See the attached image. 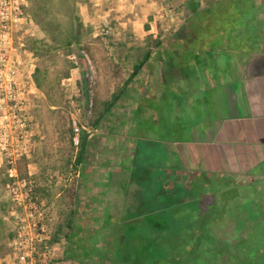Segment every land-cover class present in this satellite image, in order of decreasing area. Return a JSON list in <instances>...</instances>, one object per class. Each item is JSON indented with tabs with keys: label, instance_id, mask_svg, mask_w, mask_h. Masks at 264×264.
Here are the masks:
<instances>
[{
	"label": "rangeland",
	"instance_id": "obj_1",
	"mask_svg": "<svg viewBox=\"0 0 264 264\" xmlns=\"http://www.w3.org/2000/svg\"><path fill=\"white\" fill-rule=\"evenodd\" d=\"M189 1L25 0L23 10L25 24L21 26V33L17 34L21 40L14 39V47H17V50L10 54L12 60L17 62V66L13 73L5 74V91L1 90L2 95H0V264H31L29 260L20 261V253L15 250V240L23 241V246L20 247L21 252L30 251L32 244L37 245L38 254L34 257L37 264H44L41 260L45 259L43 257L46 252L45 246L50 252L47 257L49 264H77L74 261L64 259L65 239L63 234L59 235L57 241H53L55 228L58 225H66V218L71 208L73 211H77L75 224L81 230L78 232L79 239L85 240L84 243L87 245L90 242L87 241L88 235L105 225L109 217L116 222L121 217L148 213L157 208L158 205L156 204H161V200L192 201L202 196H204V200L209 199V197L213 198L208 187L205 191L199 192V181H202L203 185L209 183V185L214 184L213 187H215L219 184L221 185L220 188H227L224 190L226 192L214 191L217 197H222L225 207L223 211L226 212L224 217L214 218V232L221 244L227 243L230 246L227 255L249 252V250H239L234 245L238 243V238L246 237V232H241V219L243 217L247 222L249 220L253 224L255 230L258 229L256 222H260L264 217V183L261 181L253 183L251 178L245 176L238 179H236L237 177L226 176L225 178L229 181L225 183L224 177L214 174L198 176L196 173L192 176L191 174L177 173L175 169L165 166V155H163L162 168H155V170L154 167H149L143 162L144 166L137 165L139 167L134 170L126 168V162L119 159L120 156H124V138L127 137V134L124 133L127 121L122 120L125 107L123 98L120 100L122 105H118L114 109L115 111L113 110L114 112L111 113L107 124L102 126L103 129L107 128L105 134H108V142L111 144L108 146L112 147L108 151L112 153L107 154L106 150H101V147L104 146L101 135H97L89 127V121L92 118L90 112L91 94L83 93L81 82L83 80L93 82L95 72L84 46L92 43L94 38H101V42L108 49L111 59L121 68L122 77L119 78L123 79L119 81L121 86L132 72L136 59L142 57L143 51L149 47L150 43L159 39L162 40L165 47L170 46L169 43L174 39L175 34L191 16L187 7ZM191 1L206 10L202 13L201 18L211 22L207 31H223L225 37L222 41L220 40L221 42L219 41V44L221 48L228 49V34L236 26L239 27L240 31L242 28V23L240 25V19L237 16H234L235 20L228 21L229 17L234 14L233 7L229 2L217 0L214 2V6H219L220 9L214 13L213 7L207 6L208 0ZM245 1H248L246 7L250 8L252 5L249 0ZM257 3H259L257 5L259 10L251 9L248 14L247 12L242 13L244 14L241 16L242 21H251L252 19H248V15H264V0H259ZM35 13L44 22L51 19L53 27L59 22L57 25L61 26V32H63L62 35L60 34L61 36L57 35L60 40L69 36L70 18L75 15L79 16L82 22L79 35L80 43L74 44L71 52L65 50L68 54L65 55L61 48H57V44L52 40L51 35L43 31L34 17ZM201 18L196 21L201 20ZM260 23L264 26V23ZM198 24H194L193 39L190 40L187 37L182 39L179 49L183 53L177 56L178 58L174 57L176 59L174 60L175 65L165 69V73L169 79L167 81L169 87H171L172 82L170 78L180 75L179 79L175 77V84L179 82L177 87H181V92L196 90L203 94V88L200 84H206L207 74L210 71L217 73L218 70L217 72L213 70L212 61L207 60L205 61L206 64H201V59L196 60V57H201L205 47H210L212 42L206 41L202 47L204 43L202 33H205V30H199ZM251 25L253 26V24ZM254 26L257 25L254 24ZM254 28L250 30L242 28V36L246 37V33H251L253 46L261 48L260 42L263 35H259ZM36 40L44 41L41 47L42 54L49 53L59 60L64 58L66 66L71 68V77L64 79L63 84L71 87L73 96H81L80 100H73V96L69 95V97L72 96L71 106L73 109L67 111V117L70 119L71 128L72 122L76 121L80 128V136L82 131L94 134L90 139L88 155L86 156L87 166L84 168L85 173L82 180L78 176V169L76 170L74 166L78 148L74 143V147H72L67 136L61 135L65 128L63 127L65 120H62L61 113H55L49 105L43 102L44 96L36 88L32 78L40 57L28 48L33 47ZM21 43L24 46L20 47L19 44ZM242 46L237 45L235 48H246ZM188 51L196 54L188 59ZM184 53L187 56L184 57ZM155 60L156 57L153 59V63L156 62ZM46 62L52 72L57 70L55 59L49 57ZM197 65L199 66L197 67ZM30 74L29 80L27 76L30 77ZM115 89L116 86L114 85L113 90ZM9 94L12 97H9ZM162 95L163 97L161 96L159 101L161 106L171 101L168 99L170 98L169 94L162 93ZM2 97L7 98L3 99ZM198 97L203 98L202 95H198ZM184 105L186 106L185 103ZM173 108L174 114L179 116V119L186 121L189 119L194 123L200 121L199 119L196 120L189 106L183 110H178L175 105ZM203 112L207 113V105ZM169 117L170 111L164 110L160 120L161 126L166 128V119ZM128 123L136 135L144 129L138 119H133ZM102 128L97 130L102 133ZM149 132L152 134L151 129ZM160 134L162 133L160 132ZM158 137L160 138L159 135ZM72 138L74 139L73 129ZM162 138H167V135L164 133ZM106 158L113 163L112 166L104 162ZM14 159L16 163L12 164L11 161ZM174 160L175 164L179 161L178 164L187 167L189 173H193L194 167L188 163L186 158L177 156ZM161 162L162 159H159L158 163L161 164ZM22 165L27 168V177H21L19 174V168ZM14 168L20 178L34 182L37 205L30 210L20 207L13 201L7 187V184L12 181L10 171ZM74 181L76 183L74 185L75 196L72 199L67 190L71 188ZM194 182H196L195 186L193 185ZM242 183L245 184L244 187L241 186ZM251 186L255 187L254 192L251 191ZM233 195L238 198L233 200ZM244 197L249 198V205H243L244 215L241 219H235L229 211L238 209L239 207L234 206V204L242 202ZM206 204L205 200L204 205ZM204 205L202 204L201 207ZM228 205L230 207H227ZM30 212H34V216L28 215ZM156 219H151L150 222L159 223ZM137 220L139 221V218ZM137 220L131 223H138ZM140 222L143 223V221ZM33 224H36L37 227L34 228ZM261 227H264V222H262ZM63 231H67L66 227L63 228ZM19 234L21 235L20 239ZM140 244L142 243L140 242ZM256 244L252 242L250 248ZM261 245L264 247V242Z\"/></svg>",
	"mask_w": 264,
	"mask_h": 264
},
{
	"label": "trees",
	"instance_id": "obj_2",
	"mask_svg": "<svg viewBox=\"0 0 264 264\" xmlns=\"http://www.w3.org/2000/svg\"><path fill=\"white\" fill-rule=\"evenodd\" d=\"M215 1L217 0H208L207 6H212L213 12L217 13L220 7L214 6ZM221 1L229 2L233 7L234 14L229 17L228 21L235 20L234 16L241 18V16H244L242 13L247 12L248 14L251 9L254 11L259 10L257 6L259 0H249L252 5L250 8L246 7L248 1L246 2L245 0ZM187 7L191 12V16L186 21V24L175 34L174 39L169 43L170 46L165 47L162 40L159 39L150 43L149 47L143 51L142 57L136 59L132 72L121 86L119 84V81L123 80L119 79L122 77L121 68L111 59L108 49L101 42V38H94L92 43L84 46L95 72L93 82L86 80L81 82L83 93L91 94L90 112L92 118L89 121L91 129L102 128L104 124H107L115 106L124 96L129 82L135 79L145 67L149 66L153 58L160 56L164 61L171 63L176 60L174 57L178 58L177 56L183 53L179 49L181 41L184 37L190 38V40L194 38L192 35L194 24L199 23L198 29L205 30V33H202L204 37L202 47H204L206 41H212L210 44L212 50L221 48L219 41H222L225 36H223V31H207V27L211 22H207L208 19L201 18L202 13L206 10H203L204 8L202 9L191 0L188 2ZM34 17L43 31L51 35L52 40L57 44V48H61L65 55H68L65 50L71 52L74 44L80 43L79 35L82 22L79 16L75 15L70 18L69 36L61 40L58 36L62 35L63 32H61V26L57 25L59 22L53 27L51 19L44 22L38 18L36 13ZM199 18L201 20L196 21ZM229 41H231V38L228 39ZM43 43V40H36L34 41V46L28 48L40 57L32 78L36 88L44 96L43 102L49 105L55 113L62 114V120H65L63 127L65 128L61 135L67 136L71 146L74 147L71 122L69 117H67V111L73 109L71 106L73 91L71 87L69 88L63 84L64 79L71 77V68L66 66L64 58L59 60V58L49 55V53L42 54L41 47ZM195 54V52L188 51V59H191ZM187 55L184 53V57ZM49 57L56 60L58 68L54 72L51 71L50 66L46 62ZM114 85L116 86L115 90H113ZM70 94L72 95L71 97H69ZM80 98L81 96H73V100H80ZM74 111L76 112L75 109ZM90 136L91 134L82 131L79 145L76 146L78 151L74 166L76 170L78 169L81 180L85 173L84 168L87 166L86 156L88 155ZM19 174L21 177H27L26 166H20ZM198 184L199 192L205 191L208 187L213 194H211L213 198L205 199L206 205H204V196L192 201L161 200V204L155 203L158 205L157 208L148 213L121 217L116 222L109 217L105 225L100 226L88 235L87 241L89 240L90 242L87 245L84 243L85 240L79 239L78 232L81 230L75 224L77 211L75 212L71 208L66 218V225H58L55 228L53 241H57L59 235L63 234L65 239L64 259L74 261L77 264H264V247L261 245L264 242V227H261L264 217L260 222H256L258 224L257 230L253 228L254 226L249 220L247 222L244 217L242 218L243 220L241 219L245 213L242 207H244L243 205H249V198L244 197L242 202L234 204V206L239 207L238 209L229 211L235 219H241V232H246V237L238 238V243L234 247L242 251L249 250V252L239 255H227L230 246L227 243L221 244L214 232V218L218 216L224 217L226 214L223 211L225 207L223 206L222 197H217L215 192H226L224 190L227 188H220L219 186L221 185L219 184L215 187H213L214 184L209 185V183L203 185L202 181H199ZM74 185H76L75 181L71 188L67 190L69 197L72 199L75 196ZM193 185L195 186L196 182ZM237 198L235 195L232 197L233 200ZM202 204L204 206L201 207ZM230 205L227 207H230ZM138 218L139 221L137 220ZM151 219H156L159 223H151ZM136 220L138 223H131ZM140 221H143V223ZM64 227L67 229L66 232L63 231ZM252 242L257 244L250 248Z\"/></svg>",
	"mask_w": 264,
	"mask_h": 264
},
{
	"label": "crops",
	"instance_id": "obj_3",
	"mask_svg": "<svg viewBox=\"0 0 264 264\" xmlns=\"http://www.w3.org/2000/svg\"><path fill=\"white\" fill-rule=\"evenodd\" d=\"M248 16L252 20L242 21L239 18L240 25L242 23L241 27L247 30L256 27L254 29L258 34L263 35L261 48L253 46L251 33L243 37V29L240 31L237 26L228 34L232 40L228 42V49L212 50L211 45L205 48L206 52L203 51L196 60L201 59V64H206L207 60L212 61L213 70L218 72L210 71L206 84H200L203 94L196 90L181 92V87H177L179 82L175 84V77L180 75L170 78L172 82L169 87L165 69L173 67L175 63H168L160 56L154 63L153 58L151 64L129 82L122 97L125 106L122 120L127 121L124 131L127 137L124 138V156L119 157L126 162V168L134 170L139 167L137 165L145 164L159 169L162 168L165 155V166L175 169L177 173L192 176L196 173L198 176L214 174L224 177L225 183L229 181L226 176L236 179L245 176L251 178L253 183H264V26L260 25V22L264 23V15H252L253 18ZM237 45L246 48H235ZM27 77L30 80L31 74ZM162 93L169 94L168 99H171L163 106L159 103ZM118 105H122L121 102L117 103L115 109ZM174 105L178 110L189 106L196 120L200 121L194 123L189 119H179L174 114ZM206 105L207 113L203 112ZM164 110L170 111L166 128L160 124ZM133 119H138L144 128L140 134L136 135L130 128L128 122ZM97 129L92 131L101 135L104 141L101 150H106L107 154L112 153L108 151L112 147L108 142V134H105L107 128H102V133ZM164 133L167 138H162ZM93 136L91 134L90 139ZM177 156L186 158L193 165V173L178 164L179 161L175 164ZM159 159H162L161 164L158 163ZM104 162L111 166L113 164L108 158ZM253 190L255 187L251 186Z\"/></svg>",
	"mask_w": 264,
	"mask_h": 264
},
{
	"label": "built area",
	"instance_id": "obj_4",
	"mask_svg": "<svg viewBox=\"0 0 264 264\" xmlns=\"http://www.w3.org/2000/svg\"><path fill=\"white\" fill-rule=\"evenodd\" d=\"M25 7V0H0V95H2L1 90H4V76L8 73H13L17 62L13 61L10 54L17 50L14 47V39L17 38V34L21 33L22 25L25 24V16L23 13ZM20 47L24 46L23 43L19 44ZM5 72V73H4ZM8 97V96H7ZM7 97H2L7 98ZM9 97H12L9 94ZM72 129L74 132V145H79L80 138V128L76 121L72 122ZM12 164L16 163V160L11 161ZM11 182L7 184V187L11 193L13 201H15L20 207L30 210L37 205L35 185L32 180L20 178L17 174V170L14 168L10 171ZM34 216V212L28 214ZM33 218V217H32ZM34 228L37 227L33 224ZM21 235L19 234V239ZM15 250L20 253L19 259L21 262L29 260L31 264H37L35 255L38 254L37 245H31L30 251L21 252L20 247L23 246V241H14ZM46 252L43 254L45 259L41 260L44 264H49V259H47L50 253L48 247L45 246Z\"/></svg>",
	"mask_w": 264,
	"mask_h": 264
}]
</instances>
